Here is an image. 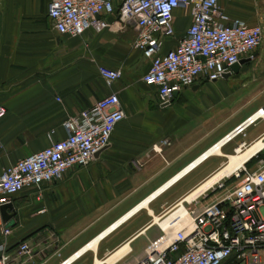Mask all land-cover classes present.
<instances>
[{
  "label": "crops",
  "instance_id": "1",
  "mask_svg": "<svg viewBox=\"0 0 264 264\" xmlns=\"http://www.w3.org/2000/svg\"><path fill=\"white\" fill-rule=\"evenodd\" d=\"M47 3L0 0V105L6 111L0 120V174L62 140L65 118L109 93L116 95L124 118L115 125L108 146L86 166L12 197L14 216L8 223L0 216V246L14 256L19 243L28 244L31 257L25 264H61L75 253L81 254L70 264H106L120 250L109 264H134L146 249L162 248V239H169L156 226L176 203L220 170L227 157L264 143V120L241 125L257 110L264 111V43L236 73L214 82L197 80L160 107L155 88L140 81L148 62L132 48L131 25L114 14L101 17L109 26L98 33L59 36L47 18ZM216 4L230 19L261 25L256 0ZM189 23L187 9L173 10L176 39ZM167 43L172 47L175 40ZM98 66L118 70L119 78L106 87ZM227 136L220 157L196 164ZM257 159L264 160V150L244 166L254 169ZM190 167L145 208L124 219ZM205 195L192 202L193 209L202 208Z\"/></svg>",
  "mask_w": 264,
  "mask_h": 264
},
{
  "label": "built area",
  "instance_id": "2",
  "mask_svg": "<svg viewBox=\"0 0 264 264\" xmlns=\"http://www.w3.org/2000/svg\"><path fill=\"white\" fill-rule=\"evenodd\" d=\"M177 8L187 9L190 17L178 39L172 25V12ZM46 13L55 33L67 38L107 28L103 16L115 14L120 23L131 25L135 29L132 48L148 62L140 81L155 88L160 107L168 106L173 94L197 80L214 82L230 73L232 65L252 57L263 38L259 24L249 26L230 19L216 0H48ZM169 40H175L172 47ZM96 70L106 87L120 75L118 70L102 66ZM5 114L0 105V120ZM254 115L257 117H249L241 125L262 119L264 111L259 109ZM123 118L114 93L67 116L62 140L3 169L0 207L25 188L39 189L60 180L69 169L86 166L108 146L115 125ZM152 151L160 153L156 146ZM254 165L252 170L243 165L216 184L211 191L224 193L212 203L200 210L184 206L188 223L174 231V223L166 225L170 237L162 239L164 246L146 249L134 264H264V160L257 159ZM230 179L235 182L228 189ZM30 257L25 242L17 245L14 256L0 246V264H25Z\"/></svg>",
  "mask_w": 264,
  "mask_h": 264
},
{
  "label": "bare ground",
  "instance_id": "3",
  "mask_svg": "<svg viewBox=\"0 0 264 264\" xmlns=\"http://www.w3.org/2000/svg\"><path fill=\"white\" fill-rule=\"evenodd\" d=\"M255 117H257V116L256 115L251 116V118H255ZM262 120H264V115H262ZM225 141H226V139H223L222 141L217 143L196 164L201 163L204 159H206V158H208L210 156H219L220 157L222 155L220 153V146ZM261 142L262 141L256 143L255 145H253L252 147L248 148L245 152H243L241 154H239V152H237L235 156L227 157L226 158L227 162L225 163V165L220 170H218L211 177H209L206 181H204L198 188H196L186 198H184L182 201H179L178 203H176L174 208H172L167 214H169L170 212H172V213H170L168 216H166L167 214L164 215L161 218L162 221L159 223V227L162 229L164 236H165V233H167V234L169 233V231H167L166 225H172L174 223L172 225L174 229L171 230V231H174V230L177 229V227H179L181 225H185V224L188 223V218H187V216L185 215V212H184V205L185 204L192 203L193 201H195L196 199H198L199 197H201L202 195L207 193L209 190L213 189V187L216 184H218L219 182H221L223 179L228 178L230 175H232L234 172H236L238 169H240L251 157H253L256 153H258V152H260L262 150V145L263 144ZM193 167H195V166H193ZM193 167H190L189 169H187L184 173L180 174L175 179L173 178V180L171 182H169L166 186L161 188L157 193H155L154 196H152L147 201H145L141 206H139V207L137 206L138 208L136 207V209L134 211H132L131 213H129L124 219H127L131 214L135 213L140 208H145L146 204L148 203V201H150L155 196L159 195L163 190H165L171 184H173L178 179H180L182 176H184ZM124 219H122V220H124ZM121 221L119 223H121ZM119 223H117V224H119ZM113 227L111 229H113ZM100 236H102V235H100ZM121 251H123V250H120L118 253H116L113 258H111L110 260H108L106 262V264L111 263L117 257H119ZM79 254H81V253H77V254L75 253L72 256V258H69V259L65 260V264H70L72 262V259L73 258L76 259L79 256Z\"/></svg>",
  "mask_w": 264,
  "mask_h": 264
},
{
  "label": "rangeland",
  "instance_id": "4",
  "mask_svg": "<svg viewBox=\"0 0 264 264\" xmlns=\"http://www.w3.org/2000/svg\"><path fill=\"white\" fill-rule=\"evenodd\" d=\"M256 4H257V11H259L261 13V16H262V21H261V27H262V30H263V38H262V41L261 43H264V0H256ZM222 162H224V159H222ZM235 181H232L231 179L229 180V186L227 187L229 189V187L234 183ZM224 192H219L217 190H214V191H210V192H207V195H205L204 197H202L201 199V203L202 205L199 207V208H203L205 207L206 205L212 203L215 198L218 196V195H221L223 194ZM154 196V195H153ZM153 199V198H152ZM185 207L187 208H192L194 207V203H189L188 205H184ZM156 229L158 231H160V229L156 226ZM161 232V231H160ZM75 260V258L72 259V261Z\"/></svg>",
  "mask_w": 264,
  "mask_h": 264
},
{
  "label": "water",
  "instance_id": "5",
  "mask_svg": "<svg viewBox=\"0 0 264 264\" xmlns=\"http://www.w3.org/2000/svg\"><path fill=\"white\" fill-rule=\"evenodd\" d=\"M249 59H242L240 60L237 64H234L230 67V73H236L238 68L245 64ZM230 73L228 74H225L223 76H227L229 75ZM175 94H173L172 98L174 97ZM96 155V154H95ZM0 216H1V219L4 223H8L12 217L14 216V210H13V207L11 205V203H8L6 205H3L0 207Z\"/></svg>",
  "mask_w": 264,
  "mask_h": 264
},
{
  "label": "trees",
  "instance_id": "6",
  "mask_svg": "<svg viewBox=\"0 0 264 264\" xmlns=\"http://www.w3.org/2000/svg\"><path fill=\"white\" fill-rule=\"evenodd\" d=\"M227 182H229V181H227Z\"/></svg>",
  "mask_w": 264,
  "mask_h": 264
}]
</instances>
